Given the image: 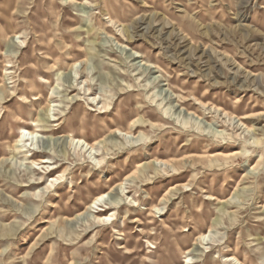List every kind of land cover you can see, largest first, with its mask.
<instances>
[{"label": "rangeland", "instance_id": "rangeland-1", "mask_svg": "<svg viewBox=\"0 0 264 264\" xmlns=\"http://www.w3.org/2000/svg\"><path fill=\"white\" fill-rule=\"evenodd\" d=\"M23 128L42 137L33 158ZM71 135L103 142V165ZM41 160L51 174H31ZM126 179L110 196L123 236L67 224ZM188 249L264 264V0H0V264H181Z\"/></svg>", "mask_w": 264, "mask_h": 264}, {"label": "bare ground", "instance_id": "bare-ground-1", "mask_svg": "<svg viewBox=\"0 0 264 264\" xmlns=\"http://www.w3.org/2000/svg\"><path fill=\"white\" fill-rule=\"evenodd\" d=\"M57 120L59 121L60 119H57ZM134 124H135V122L133 124H131L130 129L126 135H130V136L133 135L132 129L134 127ZM20 131H21V135L19 137L18 143L22 144L23 152L28 153V156L31 158L35 157L36 153L33 154L32 152H35V150L38 148L35 145H39L40 139L42 140V137L39 136V134L37 132L28 131L25 128L21 129ZM120 133H121V130H118V131H114L112 133V135L118 136V134H120ZM225 135L226 134L224 131L219 132V136H217V138H221V140H228L229 141L230 136L228 139V138H225ZM65 139L69 140L70 148L75 149V151L79 152L85 158H88L89 160H91V162L93 161L94 164L100 165V166L103 165L102 161L98 159V155H97V152H98L97 148L100 147L101 144H103V142H99V143L96 142L95 144L90 145L85 140L80 139V138H76L73 135L67 136V137H65ZM39 151L40 152H46L42 148H39ZM238 155L240 157V155H245V154L241 153ZM32 163H33L32 164L33 166L31 167V174H33V175H36V174L38 175V172L47 175V174H51V172L53 171V168L47 167L48 164L50 166L52 165L51 162H48L46 160H41L40 163H37V162H32ZM152 163L156 168L159 167L160 169L164 168L165 170L177 171L176 165H178V164H176L172 161L164 162V161L155 160ZM214 167L221 168V165L214 164L213 168ZM63 181H64V175H59L56 178H52L51 181H49L48 184H46V186L44 188H42L40 192L43 193L44 195H46L47 193H51L52 190L55 191L56 187L61 185L63 183ZM128 182H129V179H126L125 181L121 182L120 185H118L114 189H112L111 193H104V195H100L98 197H95L88 204V206L86 208L87 210L85 212L78 214L75 218H73V220L67 221V224L75 222V223L79 224L81 228H89L92 226H94V227L97 226V228L109 226V227H112V229H113L112 234L114 236H116V237L123 236L122 231H119L118 229H115L113 227L115 226V223L117 221L118 211L121 209L122 205L124 206V205H126V203H124V199L117 202L118 201L117 199L114 200V198H110V196L112 195V193H116V192H117V196H120V192H121V194H124V195L129 194V192H127L129 189V187H128L129 183ZM42 183H43L42 181L35 182L32 185H27V187L31 188L33 185H40ZM183 188L184 189L188 188V185H183ZM174 189L175 188H171V190H174ZM117 196H115V197H117ZM35 197L37 199L39 196L37 195ZM108 198H110L109 201H108ZM125 200L128 201V198H126ZM208 200L211 202H215V201H218L219 198L209 196ZM162 201H163V199H162ZM131 202L132 201L128 202V204L129 203L131 204ZM137 205L138 204H136L134 202L133 207L136 208ZM145 209L146 210H143V211L148 210V208H145ZM153 211L157 214H160L161 208L155 207L153 209ZM106 212H108V214H106L105 216L102 215V214H105ZM67 224H65L66 227H67ZM75 228H76V226H75ZM75 228L73 225V227L70 229V231L71 230H72V232H73V230L77 231ZM212 233L213 232H209L208 235L201 234L196 241V245L199 246L200 249H201V247H202V249H206L205 247L209 246L212 243V239H211ZM121 248H124V247L121 246L120 249ZM192 254L193 253L191 250H189V249L186 250L184 252L183 261L181 262V264H196L192 258ZM225 262H232V263L234 262L233 264H240L236 259H228Z\"/></svg>", "mask_w": 264, "mask_h": 264}]
</instances>
